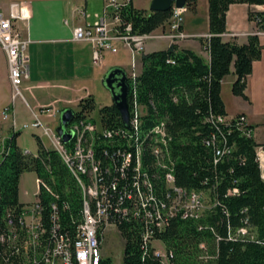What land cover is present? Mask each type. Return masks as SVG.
<instances>
[{"label":"trees","instance_id":"obj_1","mask_svg":"<svg viewBox=\"0 0 264 264\" xmlns=\"http://www.w3.org/2000/svg\"><path fill=\"white\" fill-rule=\"evenodd\" d=\"M208 34L205 60L192 50L170 43L165 49L143 53L136 79V97L145 109L144 130L164 124L171 137L170 158L174 164V183L185 191L204 194L206 209L198 217L182 218L180 214L165 217V227L156 235L163 244L169 264H264V181L257 144L236 125V116L227 118L221 98V82L234 70L231 92L246 99V78L253 62L264 49L256 34L239 44L223 41L226 12L232 4L262 5L264 0H207ZM197 0H187L186 8L195 11ZM171 9L151 12L134 7L133 0L120 11L121 23L130 25L132 34H150L166 28ZM248 19L264 30V12L248 11ZM121 26V29L123 28ZM76 115L91 112L94 99L88 95L78 103ZM103 125L121 126L119 112L112 106L99 109ZM224 123L215 122V117ZM249 130L250 127L245 128ZM18 133L1 139L0 149V215L18 202V182L25 171H36L54 190L69 202L63 214L68 220L76 215L79 192L72 174L52 148L36 138L37 153L25 154L17 145ZM142 144L141 164L153 195L168 210L171 203L168 177L159 175L149 144ZM228 152L216 156L215 150ZM162 164V159L158 160ZM167 195L169 196L167 198ZM162 199V200H161ZM123 240L121 264H162L141 245L139 230L131 225L118 226ZM245 229V233H238ZM0 264H7L1 261ZM100 264H114L103 257Z\"/></svg>","mask_w":264,"mask_h":264},{"label":"built area","instance_id":"obj_2","mask_svg":"<svg viewBox=\"0 0 264 264\" xmlns=\"http://www.w3.org/2000/svg\"><path fill=\"white\" fill-rule=\"evenodd\" d=\"M101 16L93 24L78 25L73 28V40L92 45L91 61L95 66L102 65L105 53L117 52L115 42H121L130 50L131 65L126 72L127 81H132L130 98L134 121L129 127L103 125L100 118L94 119L91 112L74 116L66 132L85 129V138L77 143L62 142L42 118H55L58 111L54 107H41L33 110L29 107L22 85L29 77L28 37L30 12L23 3L12 2L5 11H0V49L5 55L8 78L11 86V102L21 100L31 112L29 124L17 126L14 110L10 106L2 109V119H9L12 132L20 129H41L50 139L51 147L67 161L68 172H76L73 181L79 192L80 207L76 215L68 220L63 214L70 209L69 202L54 190L34 170L36 191L27 201L18 202L0 215V262L7 264H26L33 260L35 264H100L103 258L101 249L113 226L131 225L139 230L141 245L146 252L153 249V255L164 264L161 251L155 243L160 242L156 235L161 233L162 215L158 211V200L153 199L154 190L150 189L145 172H141L138 154L139 134L144 130L145 109L136 97V79L140 73L137 57L143 54L145 43L149 39H166L172 42L183 38L181 32L183 14L186 7L171 8V15L166 29L161 33L132 34L130 25L121 23L120 11L132 0H103ZM258 12H264V4L258 6ZM83 15H85L83 13ZM67 21H65L66 23ZM256 21L254 20V23ZM121 26L123 28L121 29ZM254 34L264 35V30L256 27ZM139 66V67H138ZM236 125L246 130V118L236 117ZM215 122L224 123L221 116ZM57 125V124H56ZM171 137L162 128L157 130L162 167L159 175L168 177L171 194L172 218L178 214L182 218L198 217L205 209L204 194L197 191H185L174 183V164L170 158L169 144ZM24 152V151H23ZM228 149L215 150L216 156H222ZM3 148L0 149V157ZM29 154L28 152H24ZM256 162H261V179L264 181V143L256 149ZM82 171H91L90 185H82ZM129 189H136V198L128 199ZM245 232L240 229L238 233ZM120 235V233H117Z\"/></svg>","mask_w":264,"mask_h":264},{"label":"crops","instance_id":"obj_3","mask_svg":"<svg viewBox=\"0 0 264 264\" xmlns=\"http://www.w3.org/2000/svg\"><path fill=\"white\" fill-rule=\"evenodd\" d=\"M12 2L25 4L30 12L28 28L30 43L27 48L29 77L22 85L23 94L27 93L32 101V105H29L24 95L29 107L38 110L41 107L49 106L58 111L64 108H72L71 105L78 106L80 100L91 95L89 85L85 83L87 82L85 70L88 64L92 62V45L83 41H74L73 28L78 25L93 24L97 17L102 14L104 1L0 0V11H5ZM134 7L136 6L134 5ZM255 10H258V5H230L226 12L225 33L222 35V40L235 39L239 44L245 43L248 36L253 35L256 29L255 23L248 19L247 14L248 11ZM188 12L192 14V23H195V25H190V22L183 23L180 30L185 36L172 42L180 48L192 50L208 60L209 54L205 49V43L209 37L208 17L207 21L203 20L202 25H198L197 5L195 11L188 10ZM65 21L67 22L65 23ZM258 37L260 43L264 45V35ZM166 42L165 48L172 43ZM153 45L154 43L148 41L145 44L143 53L162 50L150 48ZM140 57L141 55L137 59L141 67ZM102 66L105 67L104 62L100 67ZM234 80V70L231 68L230 74L224 77L221 82L220 94L226 117L230 119L243 115L246 118L247 127H250V136L257 144H262L264 143V123L257 122L252 118L251 104L253 99L259 97V95L264 98V49L261 52L260 59L253 62L252 72L246 78V88L244 90L246 99L232 94L231 86ZM35 92H38L40 96L38 97ZM0 94L4 98L3 103L0 105V113L4 107L10 106L15 114L14 103L16 101L13 104L11 102L8 68L5 55L1 49ZM237 100L238 102L241 100L237 108L229 106L228 101L234 102ZM29 113L31 115L30 110ZM44 118L45 121L47 119L52 120L51 118ZM50 148L54 149L56 147Z\"/></svg>","mask_w":264,"mask_h":264},{"label":"rangeland","instance_id":"obj_4","mask_svg":"<svg viewBox=\"0 0 264 264\" xmlns=\"http://www.w3.org/2000/svg\"><path fill=\"white\" fill-rule=\"evenodd\" d=\"M150 1L151 0H134V5L138 8H144L146 10H149ZM191 15L192 14H190L188 10H186L185 13L183 14V23L190 22L189 23L190 25H195V23L194 24L192 23L193 17ZM196 17L198 19V25H202L203 20L207 21V17H208L207 0H197ZM165 30L167 29L164 28V31ZM161 31L163 30L157 29L156 31H154V33L158 34L161 33ZM148 41L154 43V45L150 48H155V49H163L167 44L166 39H149L146 41V43ZM114 44L117 48V52L115 54L107 52L103 56V62L105 64V67L103 66L100 67L101 65L95 66L92 64V62H90V64H88V67L85 70V74L87 77L86 78L87 82L85 83L89 85L90 94L94 99V109L91 111V115L94 117L96 121H98L100 118L99 109L101 107L111 105L110 94L101 83L102 77L111 67L119 66L127 72L129 71L131 65L130 50L121 42H115ZM35 93L38 97L40 96L38 92ZM24 95L29 105H32V101L30 100L27 93H24ZM3 100L4 98L0 94V105L3 103ZM240 101L241 100H239V102L238 100L234 102L228 101V104L229 106H234L235 108H237L241 103ZM71 106L75 112L78 111L79 109L78 106L76 105H71ZM14 108H15V118L18 127L24 123L29 124L31 122L32 118L29 113V110L21 100H16V102L14 103ZM60 111L61 110H58V115L55 118H52L51 121L48 119L46 120L49 126L56 127V124L59 121ZM251 116L257 122L264 123V98H262L260 95L259 97L253 99V102L251 104ZM44 119L42 118V120L46 122ZM0 133L2 140L12 133L9 119L4 120L1 118V116H0ZM35 137H39V139L46 147L49 148L51 147L50 139L47 136L43 135L41 129H31V128L19 130L17 136V144L20 147V149H22V151L35 155L37 153V145H36ZM70 143H71V136H70ZM54 150L56 151L55 148ZM259 168L262 173V166ZM35 191H36L35 174L30 171L23 172L18 182V199L21 201H27L29 199L31 200L33 199L31 197ZM117 233L119 232L115 228H113V230H111L108 233L102 245L101 253L103 257H110L114 264H121L123 257V240L119 235H117ZM155 245L156 248L161 251L162 257H164V264H169L167 259V253L163 247V244L161 242H156Z\"/></svg>","mask_w":264,"mask_h":264},{"label":"water","instance_id":"obj_5","mask_svg":"<svg viewBox=\"0 0 264 264\" xmlns=\"http://www.w3.org/2000/svg\"><path fill=\"white\" fill-rule=\"evenodd\" d=\"M187 0H151L149 11L164 12L175 8L186 7ZM102 85L107 89L111 97V105L119 112L124 127H129V108H128V81L126 71L114 66L107 70L101 80ZM59 121L55 127L56 134L61 137L62 142L70 139V133L66 132L68 124L74 119L75 111L72 108L61 109Z\"/></svg>","mask_w":264,"mask_h":264},{"label":"bare ground","instance_id":"obj_6","mask_svg":"<svg viewBox=\"0 0 264 264\" xmlns=\"http://www.w3.org/2000/svg\"><path fill=\"white\" fill-rule=\"evenodd\" d=\"M128 85H129V89H128L127 99H128V108H129V122H132V121H134V112H133V108H132V104H131V100H130V98L132 96V81H128ZM159 128H162V126L161 125H155L150 130H142L141 134H139V142L141 141V142H144V144L150 145L152 153H153L155 159L157 160V165L162 167V164L158 161V160H160L158 158V154H160L159 142H155V139H157V130H159ZM70 134H71L70 135L71 136V143H77V142H79L80 138H85V129H74V130H72V132ZM141 145L142 144H138V154H141V150H142ZM62 161L65 164L66 168L68 169L67 161L64 160V158H62ZM141 161H142V159L140 156V167H141V172H143ZM261 166H262L261 162H259V167H261ZM70 173L72 174L73 178L76 181V172H70ZM91 180H92L91 171H82V185H90ZM168 197L169 196L167 195V198ZM135 198H136V189H129L128 199H135ZM153 199L158 200L154 195H153ZM158 211H160V215H162V220H165L166 219L165 217L172 215L171 206L168 208V210L165 209V207L163 205V201H162L161 205L159 204V201H158ZM164 227H165V221L160 222V231H162L164 229ZM113 228L117 229L118 226H113ZM26 264H35V261L26 260Z\"/></svg>","mask_w":264,"mask_h":264}]
</instances>
